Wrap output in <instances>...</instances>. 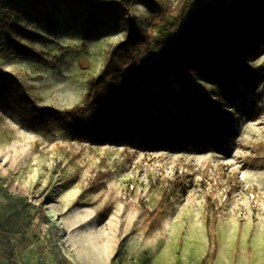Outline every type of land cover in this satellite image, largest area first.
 <instances>
[{"label":"rangeland","instance_id":"374dc122","mask_svg":"<svg viewBox=\"0 0 264 264\" xmlns=\"http://www.w3.org/2000/svg\"><path fill=\"white\" fill-rule=\"evenodd\" d=\"M211 1L196 0L186 17ZM177 3L132 0L129 15L77 2L20 10L16 22L26 34L18 39L44 62L6 52L0 31V72L13 77V100L0 106V264H58V254L69 264H264V49L246 66H233L234 104L220 84L186 78L209 109L231 115L233 135L216 152L174 146L169 138L150 143L138 134L121 142L92 133L88 118L78 132L57 119L47 128L30 126L21 115L85 106L90 81L129 25L151 29L153 15ZM184 27L180 18L164 17L152 40ZM154 92L157 118L166 122L165 106L183 119L169 90ZM173 92L180 94L176 80ZM248 105L255 112L245 115L240 109ZM179 130L188 135L184 123ZM102 173L110 175L99 179ZM173 183L182 188L166 196ZM153 212L155 228L147 222Z\"/></svg>","mask_w":264,"mask_h":264},{"label":"trees","instance_id":"16d2710c","mask_svg":"<svg viewBox=\"0 0 264 264\" xmlns=\"http://www.w3.org/2000/svg\"><path fill=\"white\" fill-rule=\"evenodd\" d=\"M131 1L0 0V31L5 34V50L44 62L18 39L26 34L16 22L20 10L28 14L48 3L77 2L100 13L121 10L129 15ZM195 1L178 0L176 7L153 15L151 29H140L131 23L126 38L111 48L103 69L90 81L85 106L64 111L37 107L32 112L22 111L21 115L30 126L41 124L47 128L49 120L57 119L78 132L86 126L88 118L92 133L112 136L125 143L138 134L150 143L160 144L169 138L174 146L221 150L234 132L231 115L209 109L201 93L186 78L205 76L220 84L225 90V101L234 104L237 90L233 66L237 63L246 66L264 49V0H212L186 17V11ZM164 17L180 18L185 27L170 37L153 41L152 34ZM96 24L92 17L90 25ZM154 57H158L156 64L145 62ZM9 78L13 79L12 75L0 72V106L13 100ZM173 80L179 83L180 94L173 92ZM156 89L172 93L183 119L178 121L165 106L166 122L155 116L150 105L159 101ZM20 90L23 91V87L20 86ZM185 104L191 108L192 118L188 117ZM240 110L248 115L255 112V105L242 106ZM180 123H184L188 135L180 132ZM106 175L110 173L100 174L99 179ZM175 188L182 187L174 183L169 185L166 196ZM41 216L47 218L43 209ZM158 220L159 214L153 212L147 222L155 228ZM58 255V264H69ZM5 257L10 258V255Z\"/></svg>","mask_w":264,"mask_h":264}]
</instances>
